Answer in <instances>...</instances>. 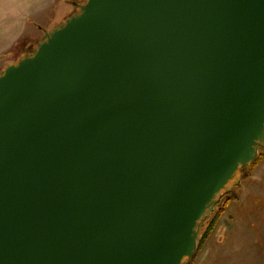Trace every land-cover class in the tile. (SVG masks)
<instances>
[{"label":"water","instance_id":"1","mask_svg":"<svg viewBox=\"0 0 264 264\" xmlns=\"http://www.w3.org/2000/svg\"><path fill=\"white\" fill-rule=\"evenodd\" d=\"M264 146V0H85L0 72V264H189Z\"/></svg>","mask_w":264,"mask_h":264},{"label":"rangeland","instance_id":"2","mask_svg":"<svg viewBox=\"0 0 264 264\" xmlns=\"http://www.w3.org/2000/svg\"><path fill=\"white\" fill-rule=\"evenodd\" d=\"M50 1V9L33 22L28 20L25 35L0 54V72L32 52L47 30L73 15L85 0ZM12 4L13 0H0V22L7 19V6ZM189 264H264V147L204 222L199 248Z\"/></svg>","mask_w":264,"mask_h":264},{"label":"crops","instance_id":"3","mask_svg":"<svg viewBox=\"0 0 264 264\" xmlns=\"http://www.w3.org/2000/svg\"><path fill=\"white\" fill-rule=\"evenodd\" d=\"M50 0H13V4L7 6V19L0 22V54L9 51L14 42L25 35L28 20L32 22L37 16L50 9Z\"/></svg>","mask_w":264,"mask_h":264},{"label":"trees","instance_id":"4","mask_svg":"<svg viewBox=\"0 0 264 264\" xmlns=\"http://www.w3.org/2000/svg\"><path fill=\"white\" fill-rule=\"evenodd\" d=\"M264 147V146H263ZM263 147H261V149H263ZM228 193V192H227ZM226 194V193H225ZM226 197V196H225Z\"/></svg>","mask_w":264,"mask_h":264},{"label":"flooded vegetation","instance_id":"5","mask_svg":"<svg viewBox=\"0 0 264 264\" xmlns=\"http://www.w3.org/2000/svg\"><path fill=\"white\" fill-rule=\"evenodd\" d=\"M29 53H31V52L29 51Z\"/></svg>","mask_w":264,"mask_h":264}]
</instances>
